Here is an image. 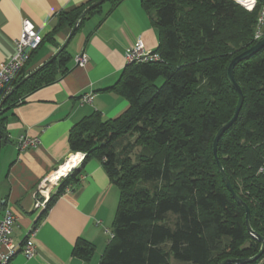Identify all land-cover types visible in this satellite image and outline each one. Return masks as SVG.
I'll return each instance as SVG.
<instances>
[{"label": "trees", "instance_id": "trees-1", "mask_svg": "<svg viewBox=\"0 0 264 264\" xmlns=\"http://www.w3.org/2000/svg\"><path fill=\"white\" fill-rule=\"evenodd\" d=\"M96 1L60 11L44 38L52 41L57 31L75 26L76 32L104 3L109 5L105 17L121 0H105L86 10ZM140 3L157 30L160 60L126 64L116 82L104 89L125 98L126 109L112 119L93 111L68 135L70 151L84 154L80 167L90 158L100 161L119 190L97 264H170L171 256L191 264H219L228 257H252L260 242L247 232L244 210L222 181L212 141L237 102L226 79L227 65L255 43L253 30L264 0H255L250 10L234 0ZM35 50L0 89V143L6 112L69 70L66 47L50 62L30 69ZM233 74L243 102L218 139L215 154L249 208L251 228L264 238V47L236 63ZM79 172L73 168L60 180L41 215L78 180ZM93 251L91 243L79 238L72 254L89 260ZM244 264H264V250Z\"/></svg>", "mask_w": 264, "mask_h": 264}, {"label": "crops", "instance_id": "crops-1", "mask_svg": "<svg viewBox=\"0 0 264 264\" xmlns=\"http://www.w3.org/2000/svg\"><path fill=\"white\" fill-rule=\"evenodd\" d=\"M86 1L0 0V63L14 54L23 19L32 22L42 41L31 55L30 69L47 63L64 47L71 57L67 73L29 92L6 112L5 137L0 143V213L5 206L14 211V242L22 240L40 217L33 235L34 255L27 258L17 253L7 264H97L108 242L119 190L100 161L90 158L82 167L77 164L78 180L54 197L44 215L34 209L32 199L36 184L72 154L68 135L76 122L93 111L112 119L126 109L125 98L104 90L125 67V50L138 41L146 49L158 46L157 30L140 0H121L105 17L109 5L104 3L101 12L87 18L68 40L72 29L57 31L52 41L44 38L60 11ZM81 52L87 55V62L78 66L74 57ZM85 93L92 99L81 104L79 98ZM23 134L37 137L38 144L18 150L16 141ZM78 154H72L70 160L76 162ZM55 191L56 186L50 187L48 196ZM79 238L94 246L89 260L72 254Z\"/></svg>", "mask_w": 264, "mask_h": 264}, {"label": "built area", "instance_id": "built-area-1", "mask_svg": "<svg viewBox=\"0 0 264 264\" xmlns=\"http://www.w3.org/2000/svg\"><path fill=\"white\" fill-rule=\"evenodd\" d=\"M263 36L264 7H262L258 12L253 30L254 39H259ZM14 42V54L6 61L0 63V89L10 81L16 71H18L29 59L30 52L35 50L40 45L41 36L31 21L23 19L20 33ZM124 57L126 64L138 62L148 63L160 60V56L155 50L146 49L140 41L129 46L124 52ZM74 60L76 65L83 66L87 62V55L81 52L74 57ZM91 99L92 95L90 93H85L80 96L79 102L82 104L90 102ZM38 142L37 137H30L23 134L17 138L16 147L18 150L22 151L36 146ZM68 171L65 174H67ZM54 172L55 173L51 176H44L36 184L35 190L32 192L34 209H40L42 212L46 208V204L49 199L48 193H46V190L48 189L47 187L49 186L50 188V186L57 185V181L60 176L65 175L57 173L58 170ZM15 219L16 217L13 209L9 206H5L0 213V264H7L17 253H22V255L27 258L32 257L35 253L33 235L36 231V226L32 225L22 240L14 242L12 239V232L15 226Z\"/></svg>", "mask_w": 264, "mask_h": 264}, {"label": "water", "instance_id": "water-1", "mask_svg": "<svg viewBox=\"0 0 264 264\" xmlns=\"http://www.w3.org/2000/svg\"><path fill=\"white\" fill-rule=\"evenodd\" d=\"M104 1L105 0L96 1L95 3H93L89 7H87L86 10H89V9L93 8L95 5L100 4V3L104 2ZM75 28H76V26L73 27L72 30L70 31V33H69V35L67 37V40L70 38V36L74 32ZM262 47H264V37L262 39L256 41L253 45H251L247 49H245V50L239 52L238 54L234 55L230 59L228 65H227V68H226V79H227V82L229 83V85L234 89V91L237 94V102H236L234 113H233L232 117L226 123H224L223 125H221L218 128V130L216 131V133L214 135L213 141H212L213 153H214V156H215L216 165H217L218 171H219V173L221 175L222 181L224 182V184H225L226 188L228 189V191L230 192L231 196L243 208L246 230L253 238H255L256 240H258L260 242V247H259L257 253L255 255H253L252 257H249V258H230V257H228V258H225L222 261H220L219 264H229V263L244 264L246 262H250V261L256 259L257 257H259L261 255V253L263 252V250H264V238L262 236H260L259 234H257L250 226V223H249V208H248V206L234 192V190H233V188H232V186H231V184L229 182V179L227 178V176H226V174H225V172L223 170V167L220 164V162L218 161V159L216 158V154H215L216 145H217L218 139L223 134V132L226 129H228V127H230L232 125V123L236 120L238 112H239V110H240V108L242 106V102H243V94H242V91H241L238 83L236 82V80L234 78L233 67L235 66L236 63H238L239 61L244 60L247 57L253 55L255 52L260 50ZM56 54L57 53H55L47 62H49L52 58H54L56 56ZM27 76H29V75H27ZM20 82H22V81H20Z\"/></svg>", "mask_w": 264, "mask_h": 264}, {"label": "rangeland", "instance_id": "rangeland-1", "mask_svg": "<svg viewBox=\"0 0 264 264\" xmlns=\"http://www.w3.org/2000/svg\"><path fill=\"white\" fill-rule=\"evenodd\" d=\"M235 1V0H234ZM236 3H238L240 6H242L243 8H245V9H248V10H250V9H252V7L254 6V4H255V0H254V3H253V5H252V1L248 4V5H246V6H244V5H242V4H240L239 2H237V1H235ZM252 5V6H251ZM251 6V8H247V7H250ZM261 7L259 8V11H260V9L262 8V7H264V4H262V5H260ZM258 11V12H259ZM258 15V14H257ZM257 19V18H256ZM256 23V22H255ZM264 37V36H263ZM263 37H261V38H259V39H254L253 37H252V40L253 41H258V40H260V39H262ZM38 48V47H37ZM36 48V49H37ZM76 56V55H75ZM161 82V80L159 79L158 80V83H160ZM72 154H77V152H71ZM81 153V152H80ZM72 154H70L66 159H65V161L63 162V164L61 165V166H59L56 170H54V171H57L58 170V172L57 173H59V169H61L66 163H68L69 162V160H70V156L72 155ZM79 155V157H78V160H77V163L68 171V173L73 169V168H75L76 166H77V164H79L81 161H80V159L82 160V158L84 157V155H83V153H81V155L80 154H78ZM54 171H52V172H50V173H48L47 175H45V176H51L53 173H55ZM67 173V174H68ZM66 174V175H67ZM65 177V175H63V176H61L59 179H58V181H57V185H54V186H58L59 185V183H60V180L62 179V178H64ZM54 186H50V187H54ZM36 187V186H35ZM48 188V189H47ZM46 189V193H48V190H49V186L47 187ZM67 189V188H66ZM34 190H35V188H34ZM48 197H50V196H48ZM34 204V203H33ZM34 207V206H33ZM169 261H170V264H191V263H187V262H183V261H179V260H175L172 256L169 258Z\"/></svg>", "mask_w": 264, "mask_h": 264}, {"label": "bare ground", "instance_id": "bare-ground-1", "mask_svg": "<svg viewBox=\"0 0 264 264\" xmlns=\"http://www.w3.org/2000/svg\"><path fill=\"white\" fill-rule=\"evenodd\" d=\"M235 1L239 2L240 4H242V5H244V6L248 5V4L251 2V0H235ZM76 162H77V160H76ZM76 162H74V158H72L68 163H66V164H65V165L59 170V174H60V175L65 174L69 169H71V168L74 166V164H75ZM65 175H66V174H65ZM60 177H61V176H60Z\"/></svg>", "mask_w": 264, "mask_h": 264}]
</instances>
